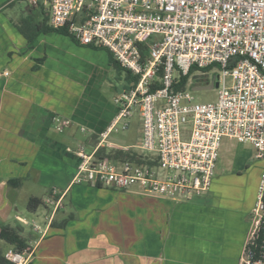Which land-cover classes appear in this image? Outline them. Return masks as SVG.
Instances as JSON below:
<instances>
[{
	"label": "crops",
	"instance_id": "crops-1",
	"mask_svg": "<svg viewBox=\"0 0 264 264\" xmlns=\"http://www.w3.org/2000/svg\"><path fill=\"white\" fill-rule=\"evenodd\" d=\"M48 17L42 0H0V224L28 222H20L33 248L28 264H241L256 186L239 170L190 198L72 181L77 157L68 148L77 142L54 119L84 127L83 141L105 129L117 110L119 88L107 92L117 71L108 50L48 29ZM30 182L45 191L20 198ZM52 188L62 205L40 236L19 202L44 200Z\"/></svg>",
	"mask_w": 264,
	"mask_h": 264
},
{
	"label": "built area",
	"instance_id": "built-area-1",
	"mask_svg": "<svg viewBox=\"0 0 264 264\" xmlns=\"http://www.w3.org/2000/svg\"><path fill=\"white\" fill-rule=\"evenodd\" d=\"M28 1L37 5L40 0ZM42 2L49 9L51 27H65L79 44L106 48L134 77L114 96L117 110L105 129L93 137L89 134L77 149L68 148L77 157L72 181L116 189L138 186L190 198L210 189L223 137L249 142L260 162L251 239L264 209V0ZM191 67L197 73L212 72L209 78L217 74L214 101H194L189 89L193 77L185 88H175ZM206 67L210 69L204 71ZM134 111L142 122V135L134 146L143 160L97 155L101 147L132 148L108 137L126 129ZM70 124L69 119H54L58 131ZM61 197L52 188L43 200L50 210L41 222H31L40 236L60 209ZM32 255L30 245L4 252L15 264H28ZM241 264H251L245 248Z\"/></svg>",
	"mask_w": 264,
	"mask_h": 264
},
{
	"label": "rangeland",
	"instance_id": "rangeland-1",
	"mask_svg": "<svg viewBox=\"0 0 264 264\" xmlns=\"http://www.w3.org/2000/svg\"><path fill=\"white\" fill-rule=\"evenodd\" d=\"M195 74H197V72L193 71V73L190 75V78L192 79V77ZM211 74L212 72H209V76H211ZM108 79L109 81L107 82V84L111 86V88L109 87L107 89V92L109 94L112 93L113 87H117L120 90L124 86L123 84L126 85L123 79V75H118L117 72L114 75H110ZM189 89L194 97V101L199 103L214 101L217 96L215 87L208 89L192 90L190 86ZM56 131L58 133H61L62 131H64L63 133H69V132L73 133L75 142L78 143V144L75 143V145L73 146L74 150L77 149L78 145L83 142L87 134V132H82L79 128H77L72 124L69 126H65L62 131H58V130ZM141 135H142V122L140 120L138 112L134 111L132 116L129 118V126L126 129L113 131L109 135L108 139L114 144H118L121 146L123 145L132 146L131 149H133L137 153H140V150L134 145L138 143V141L141 138ZM255 153H256V149L249 142H239L235 139L223 137L220 141L219 149L217 152V159L215 162L213 179L214 177H223V176L226 177L232 174L235 170H239L241 171L242 177L244 178V180L247 182L248 185L252 184L253 182V184H255L256 186L259 178L260 162L254 158ZM133 187H129L127 188V190L128 189L130 190V188ZM32 190H35L34 192H37L33 194H39V195L43 194L42 192L45 191L44 188H40L37 185H34V183L30 182L21 188L20 198L23 197L26 192H31ZM118 190H122V189H118ZM122 191H126V189ZM21 200L22 201L19 202L20 208H23L24 204H26L27 207V202L25 203L24 198H22ZM44 209H45L44 204H42L38 207L37 211L30 213L28 212L29 211L28 210L25 213L28 214V216H30L29 217L30 220H28L29 225L32 222V218H36L38 221L39 220L42 221L41 214ZM254 225L255 224L253 222V229H254ZM253 229L251 230V232L253 231Z\"/></svg>",
	"mask_w": 264,
	"mask_h": 264
},
{
	"label": "trees",
	"instance_id": "trees-1",
	"mask_svg": "<svg viewBox=\"0 0 264 264\" xmlns=\"http://www.w3.org/2000/svg\"><path fill=\"white\" fill-rule=\"evenodd\" d=\"M46 19L44 20L45 23ZM50 30H54L58 33H62L68 35L71 39L73 37L67 32L65 27L61 28H53L49 25L47 27ZM74 40V39H73ZM75 41V40H74ZM76 42V41H75ZM78 43V42H77ZM89 46L96 47V48H103L97 47L92 44H88ZM106 49V48H105ZM107 50V49H106ZM110 53V52H109ZM111 63L113 67L116 69L118 75H123V79L126 85L131 82L134 77L130 75V73L124 70L113 58L110 53ZM210 67H206L203 70L208 71ZM194 67H191L188 74L185 76H180L179 81L176 83L175 88L182 89L187 86L188 79L190 75L194 71ZM126 86L125 84H123ZM158 85V84H157ZM156 86V85H155ZM99 156H107V157H114V158H129L137 161H142V154H138L133 149H118V148H111V147H101L96 152ZM10 184L14 183L18 185L20 183L19 178L10 179L8 181ZM263 202H264V193H263ZM44 204L43 199L37 196H30L27 201V209L29 211H35L40 205ZM72 215L63 219L59 225L63 226L65 222L71 218ZM0 241H2L3 246L0 245V264H15L4 257V251L6 247H11L16 251H22L25 249L28 244V238L23 234V227L22 224L18 221L14 223L3 222L0 224ZM245 252L250 257L251 264H264V209H263V216L261 217L257 229L255 230L251 239H249L245 244Z\"/></svg>",
	"mask_w": 264,
	"mask_h": 264
},
{
	"label": "water",
	"instance_id": "water-1",
	"mask_svg": "<svg viewBox=\"0 0 264 264\" xmlns=\"http://www.w3.org/2000/svg\"><path fill=\"white\" fill-rule=\"evenodd\" d=\"M216 78L217 74L213 75L211 78H209L207 74H195L193 76L191 89L198 90L217 87L218 82L215 81Z\"/></svg>",
	"mask_w": 264,
	"mask_h": 264
},
{
	"label": "flooded vegetation",
	"instance_id": "flooded-vegetation-1",
	"mask_svg": "<svg viewBox=\"0 0 264 264\" xmlns=\"http://www.w3.org/2000/svg\"><path fill=\"white\" fill-rule=\"evenodd\" d=\"M197 74H207L209 76V73H197Z\"/></svg>",
	"mask_w": 264,
	"mask_h": 264
}]
</instances>
